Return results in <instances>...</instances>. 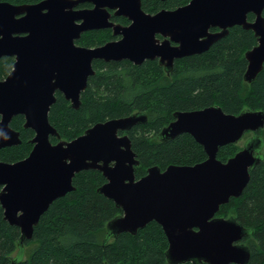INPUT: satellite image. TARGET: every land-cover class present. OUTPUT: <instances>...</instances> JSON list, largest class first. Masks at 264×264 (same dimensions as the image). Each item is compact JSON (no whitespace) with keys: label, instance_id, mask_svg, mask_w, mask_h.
<instances>
[{"label":"water","instance_id":"1","mask_svg":"<svg viewBox=\"0 0 264 264\" xmlns=\"http://www.w3.org/2000/svg\"><path fill=\"white\" fill-rule=\"evenodd\" d=\"M83 2L91 8H77ZM131 20L127 26L111 21V13ZM264 0H191L175 10L149 13L142 0H41L37 3L0 2V58L15 57L12 71L0 80V149L21 143L11 126L13 117L25 116V128L35 131L30 154L19 161H0V202L5 219L20 228L19 244L32 239L41 215L57 198L75 189L82 170L96 169L107 181L98 188L122 209L107 223V238L122 232L136 234L156 221L168 238L170 264H247L251 250L243 240L253 232L235 215L218 216L222 205L240 197L250 170L264 158V110L228 113L219 105L178 110L166 125L162 139L189 133L203 146L207 159L193 165H154L136 179L140 165L127 134L144 123V113L98 122L70 141L50 123L55 92L64 93L78 108L81 93L95 73V60H130L140 65L159 58L169 70L176 58L202 53L226 36L229 28L251 29L258 44L245 52L244 79L252 82L264 70ZM252 13L254 20H249ZM219 26L221 31L210 32ZM113 28L120 39L97 47L76 44L82 33ZM157 34L171 36L160 40ZM253 135L227 161L218 158L221 147ZM55 135L60 139L53 143ZM262 151V152H261Z\"/></svg>","mask_w":264,"mask_h":264},{"label":"trees","instance_id":"2","mask_svg":"<svg viewBox=\"0 0 264 264\" xmlns=\"http://www.w3.org/2000/svg\"><path fill=\"white\" fill-rule=\"evenodd\" d=\"M1 1L25 4L41 0ZM188 1L142 0V7L155 13ZM89 6L90 2H83L77 8ZM254 17L252 13L248 15L249 20ZM116 19L128 21L125 17ZM114 38L111 29H96L82 33L76 44L97 47ZM257 43L253 30L235 25L210 49L179 59L169 70L153 60L140 65L130 60H97L93 63L95 73L81 93L80 106L72 107L58 92L49 111L50 123L60 139L70 141L98 122L144 113L148 120L129 131L132 149L141 163L136 167L137 178L147 174L148 168L154 165L165 170L171 164L202 162L207 154L191 134L161 140L160 133L178 110L212 105L233 114L244 109L264 110V70L250 83L244 79L248 66L245 52ZM14 62L10 56L0 58V80L12 71ZM24 124L23 115L13 117L11 126L20 132L22 141L1 148L0 161L16 162L30 154L35 132ZM258 134L264 140V128ZM60 139L51 136L53 143ZM240 149L238 144L225 145L218 158L227 161ZM250 173L242 195L232 197L217 215H235L243 225L253 229L243 240L251 250L247 264H264V158ZM105 181L103 173L96 169L77 173L73 180L75 189L51 203L35 226L32 239L24 241L25 255L19 249L20 228L5 219L0 202V264H170L166 256L168 238L156 221L140 228L136 234L122 232L107 238V223L122 214V209L98 191ZM17 250L23 258L13 257Z\"/></svg>","mask_w":264,"mask_h":264},{"label":"flooded vegetation","instance_id":"3","mask_svg":"<svg viewBox=\"0 0 264 264\" xmlns=\"http://www.w3.org/2000/svg\"><path fill=\"white\" fill-rule=\"evenodd\" d=\"M191 0H189L187 3H185V4H183V5H181V6H178L177 8H179V7H182V6H185V5H187L189 2H190ZM93 5H92V3H91V6H89V7H86V8H91ZM176 7H174V9H169V8H163L164 10H175V9H177ZM163 9H161V10H163ZM145 10V9H144ZM160 11V10H159ZM148 12V11H147ZM149 13H152V12H149ZM156 13V12H155ZM154 14V13H153ZM116 17H125V16H123V15H119V16H117V15H115V13H114V11H112V13H111V21L112 22H114V23H117V24H120L121 26H127V25H129L130 23H131V20H129V18L128 17H125L128 21L127 22H122V21H117V19H116ZM249 19V18H248ZM254 19H255V17H254ZM253 19V20H254ZM234 27V26H233ZM232 27H230L229 28V31H230V29H231ZM107 29H111L112 30V32H113V28H107ZM93 30H96V29H93ZM88 31H90V30H88ZM209 31L210 32H218V31H221V28L219 27V26H212V27H210L209 28ZM229 33V32H228ZM114 35V34H113ZM114 40H117V39H120L121 38V35L119 34V35H114ZM157 37L162 41V40H164V39H167V40H169V41H171V44L172 45H178V43L177 42H175L173 39H172V37L171 36H163L162 34H157ZM257 37V36H256ZM221 39V38H220ZM257 40H258V38H257ZM113 41V40H112ZM218 41V40H217ZM216 41V42H217ZM215 42V43H216ZM214 43V44H215ZM258 44V43H257ZM212 47V46H211ZM210 49V48H209ZM207 51V50H206ZM203 53V52H202ZM197 54H201V53H197ZM193 55H196V54H193ZM188 56H192V55H188ZM10 57H13V56H10ZM185 57H187V56H185ZM14 58V61H15V57H13ZM182 58H184V57H182ZM182 58H176L175 60H174V64L179 60V59H182ZM147 60H151V59H147ZM146 60V61H147ZM95 61H97V60H95ZM94 61V62H95ZM153 61H157V63L158 64H160L159 63V58H156V59H154ZM93 62V63H94ZM145 62V61H144ZM143 62V63H144ZM248 62V61H247ZM142 63V64H143ZM161 65V64H160ZM174 66V65H173ZM173 68V67H172ZM171 68V69H172ZM7 77V76H6ZM5 77V78H6ZM4 78V79H5ZM3 80V79H2ZM58 92H60V93H62L63 94V96L65 97V95H64V93L63 92H61L60 90H56V92H55V97H56V99H57V93ZM66 98V97H65ZM56 101V100H55ZM69 101V100H68ZM70 102V101H69ZM70 105H71V102H70ZM24 116V115H23ZM24 118H25V116H24ZM174 119H175V116H174ZM173 119V120H174ZM173 120H171V121H173ZM25 121H26V119H25ZM138 125V124H137ZM136 126V125H135ZM135 126H133L132 128H134ZM132 128H130V129H128V130H125V131H123V130H119V132H118V134L119 135H124V134H127L128 136H129V138H130V133H129V131L132 129ZM34 131V130H33ZM35 132V131H34ZM51 136H55V135H51ZM51 136H50V139H51ZM56 137V136H55ZM58 138V137H57ZM159 138L161 139V140H163L162 139V137H160L159 136ZM243 148V147H242ZM105 177V176H104ZM105 179H106V177H105ZM136 179H139V178H137L136 177ZM106 181H107V179H106ZM105 181V182H106Z\"/></svg>","mask_w":264,"mask_h":264},{"label":"rangeland","instance_id":"4","mask_svg":"<svg viewBox=\"0 0 264 264\" xmlns=\"http://www.w3.org/2000/svg\"><path fill=\"white\" fill-rule=\"evenodd\" d=\"M164 67V66H163ZM165 68V67H164ZM253 135V132H251V131H247L244 135H243V137L239 140V142L238 143H236V144H238L241 148L245 145V143H246V141H247V139L248 138H250L251 136ZM263 152H264V148H263V150H262ZM261 151V152H262ZM21 248V251L24 253L25 251H26V247H25V244L23 243L22 245H20L19 244V249ZM13 257H16V258H23L22 256H21V252H20V250H17V251H15L13 254ZM23 255V254H22ZM24 255H25V253H24ZM23 255V256H24Z\"/></svg>","mask_w":264,"mask_h":264}]
</instances>
